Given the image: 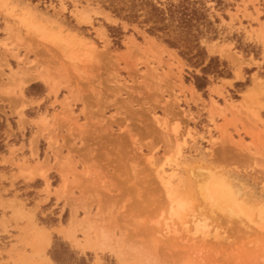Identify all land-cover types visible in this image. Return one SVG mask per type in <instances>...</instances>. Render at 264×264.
Segmentation results:
<instances>
[{
	"label": "rangeland",
	"instance_id": "374dc122",
	"mask_svg": "<svg viewBox=\"0 0 264 264\" xmlns=\"http://www.w3.org/2000/svg\"><path fill=\"white\" fill-rule=\"evenodd\" d=\"M136 1L0 0V264H264V0H148L203 12V91Z\"/></svg>",
	"mask_w": 264,
	"mask_h": 264
},
{
	"label": "trees",
	"instance_id": "16d2710c",
	"mask_svg": "<svg viewBox=\"0 0 264 264\" xmlns=\"http://www.w3.org/2000/svg\"><path fill=\"white\" fill-rule=\"evenodd\" d=\"M130 10V15L124 17L129 19L130 17L138 18L137 13L139 11L145 12L144 23L150 24L149 31L153 34L164 33L167 36L171 35L172 31H179L180 38L174 40H165V42L172 48L180 50L184 47L185 50L181 51L182 57L189 62L195 60V66L200 67L203 76H196L195 86L199 91L205 90L209 85L207 75L210 74L211 69L215 68L214 73L223 77L225 68L220 70V67H225V64L220 65L219 59L210 58V62L206 65V60L209 59L204 49H200L198 45H194L192 39L189 37L193 35V30H196L200 26V22L205 19L203 12L196 8L194 4L189 1L180 2L179 5H170L167 8H162L148 0L136 1ZM122 9H115L113 12L117 17H121ZM192 45V46H191ZM197 49V52H194ZM199 50V51H198ZM200 59V60H198ZM3 127V126H1Z\"/></svg>",
	"mask_w": 264,
	"mask_h": 264
},
{
	"label": "bare ground",
	"instance_id": "6f19581e",
	"mask_svg": "<svg viewBox=\"0 0 264 264\" xmlns=\"http://www.w3.org/2000/svg\"><path fill=\"white\" fill-rule=\"evenodd\" d=\"M89 11V10H88ZM84 16V15H83ZM87 15H85V17H86ZM81 17V16H80ZM82 18H84V17H82ZM86 19H89V17L88 18H86ZM87 21H89V20H87ZM82 22H84V21H82ZM91 22V21H90ZM43 27V26H42ZM44 28H46L45 26H44ZM61 30V29H60ZM59 30V31H60ZM43 31H45V29L43 30L42 29V31H41V33L43 32ZM46 31H48L47 29H46ZM51 30H49L48 31V33L50 32ZM53 32V31H52ZM51 32V33H52ZM61 32V31H60ZM47 33V32H46ZM48 33H47V35H48ZM51 33H49V34H51ZM58 33V32H57ZM100 33H101V30H100ZM62 35V34H61ZM100 35H102V34H100ZM104 35V34H103ZM63 36V35H62ZM62 36L60 37L61 39H62ZM65 36H67V35H65ZM102 37H104V36H102ZM58 38V37H57ZM60 38H58L56 41L58 42V40L60 39ZM76 38H79V39H81L80 37H76ZM67 40L69 39V37H67L66 38ZM64 40V39H63ZM152 40V39H151ZM55 41V40H54ZM62 41V40H61ZM60 41V42H61ZM66 41V40H65ZM62 42H64V41H62ZM61 42V43H62ZM156 42V41H155ZM81 43H83V42H81ZM80 42H79V44H81ZM158 43V42H157ZM157 43H155L154 45H156ZM75 44V43H74ZM153 45V44H152ZM151 45V46H152ZM88 46V45H87ZM150 46V47H151ZM78 47H79V45H78ZM83 47V46H82ZM93 47L96 49V47L93 45ZM160 47V46H159ZM83 48H86V47H83ZM87 48H89V51H90V49H91V47H87ZM87 50V49H86ZM86 50H84V52H86ZM88 51V50H87ZM83 52V53H84ZM91 52V51H90ZM97 52V51H96ZM95 53V52H94ZM94 53H93V55H94ZM175 53V52H174ZM84 55H85V53H84ZM86 57H89L90 56V58H91V55H89L88 56V53H87V55H85ZM98 55H95V57H97ZM99 57V56H98ZM87 59V58H86ZM97 60V59H96ZM180 60V59H179ZM61 72V71H60ZM41 73V72H40ZM52 73V72H51ZM45 74V73H44ZM50 76V75H49ZM49 76H46V75H43V74H40V77L41 78H43V79H45L46 80V82H47V84H49V86L51 87V89H52V91H51V93H53V94H55L56 92H57V89H56V87H55V84L57 83H53L52 81H51V79H50V77ZM52 76V75H51ZM36 78H39V77H34V76H29L26 80H24L23 82H22V85L23 86H25L26 87V85H28L29 83H31V81H34V79H36ZM23 79V78H22ZM21 79V80H22ZM53 79V78H52ZM257 82V81H256ZM36 83V82H35ZM259 84V83H258ZM257 85V84H256ZM18 86H20V85H18ZM24 87V88H25ZM257 87H259V86H257ZM256 87V88H257ZM255 88V89H256ZM18 89H20V87L18 88ZM253 90L252 92H250L249 94H244L245 96V99H244V102H249L251 99H253V96L256 94V90ZM259 89V88H258ZM195 90V89H194ZM58 93V92H57ZM22 95V94H21ZM49 95V94H48ZM50 96V95H49ZM57 96V95H56ZM254 99H255V97H254ZM252 103H253V101H252ZM252 105V104H251ZM22 119H24L23 117H22ZM257 119V118H256ZM259 119V118H258ZM25 121V120H24ZM260 122H261V120H260ZM262 122H264L263 120H262ZM26 123V122H25ZM36 140H37V138H35ZM175 141H176V138H175ZM175 141H174V144H175ZM36 142V141H35ZM179 142V141H178ZM180 145V144H179ZM176 146V145H175ZM176 148V147H175ZM37 149V148H36ZM36 152V151H35ZM160 169V168H159ZM159 171V170H158ZM159 175H161V174H159ZM161 177V176H160ZM35 179V178H34ZM34 181V180H33ZM50 181V180H49ZM164 181H166V179H164ZM168 181V180H167ZM204 181V180H203ZM206 181H208V180H206ZM199 184V183H198ZM199 187V186H198ZM204 192V191H203ZM203 192L201 193V194H203ZM198 193V192H197ZM204 194H205V192H204ZM172 195V194H171ZM49 197V196H48ZM172 197H173V195H172ZM178 198V197H177ZM144 203V202H143ZM143 205V204H142ZM145 206V205H144ZM71 219V218H70ZM77 219V218H76ZM92 221H93V219H91ZM78 222V221H77ZM93 224V223H92ZM68 226V225H67ZM64 227V226H63ZM88 227H90V226H88ZM84 228H86V226L84 227ZM65 229H67V228H65ZM56 230V229H55ZM61 230H62V228H61ZM42 231V230H41ZM51 231V230H50ZM72 231L73 230H71L70 228H68V230H67V232H66V235L68 236V237H73V233H72ZM39 232V231H38ZM46 232H47V230H46ZM56 232V231H55ZM58 232H59V230H58ZM57 232V233H58ZM61 233H63V231H60ZM87 233H88V231H86ZM42 233V232H41ZM59 234V233H58ZM61 235V234H60ZM75 236V235H74ZM98 237V236H97ZM45 238H47V237H45ZM41 239V238H40ZM49 239V238H48ZM166 239V238H165ZM38 240V239H37ZM43 240V239H42ZM45 240H47V239H45ZM50 241V240H49ZM46 243V242H45ZM49 244H50V242H49ZM44 245V244H43ZM42 245V247H44ZM154 246V245H153ZM47 247V246H46ZM94 247H96V246H94ZM49 248V247H48ZM44 249V248H43ZM47 249V248H46ZM185 253L186 252H184L183 254L185 255ZM181 254V253H180ZM182 256V255H181ZM180 256V257H181ZM52 261V260H51Z\"/></svg>",
	"mask_w": 264,
	"mask_h": 264
},
{
	"label": "crops",
	"instance_id": "0c3cea01",
	"mask_svg": "<svg viewBox=\"0 0 264 264\" xmlns=\"http://www.w3.org/2000/svg\"><path fill=\"white\" fill-rule=\"evenodd\" d=\"M9 158H10V154L2 158L0 160V167H2L5 164L11 166V163L9 162ZM5 174L7 175L9 179H12L13 171H7ZM6 198H13V197L11 196V197H6Z\"/></svg>",
	"mask_w": 264,
	"mask_h": 264
}]
</instances>
